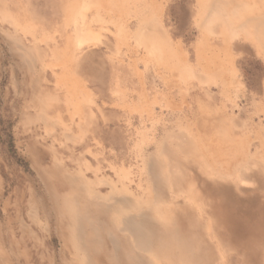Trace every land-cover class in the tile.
I'll return each mask as SVG.
<instances>
[{
  "label": "rangeland",
  "instance_id": "obj_1",
  "mask_svg": "<svg viewBox=\"0 0 264 264\" xmlns=\"http://www.w3.org/2000/svg\"><path fill=\"white\" fill-rule=\"evenodd\" d=\"M0 264H264V0H0Z\"/></svg>",
  "mask_w": 264,
  "mask_h": 264
}]
</instances>
